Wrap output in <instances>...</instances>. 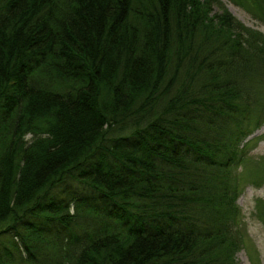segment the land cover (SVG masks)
<instances>
[{"label": "trees", "instance_id": "obj_1", "mask_svg": "<svg viewBox=\"0 0 264 264\" xmlns=\"http://www.w3.org/2000/svg\"><path fill=\"white\" fill-rule=\"evenodd\" d=\"M262 125L264 35L219 0H0V264H237Z\"/></svg>", "mask_w": 264, "mask_h": 264}, {"label": "rangeland", "instance_id": "obj_2", "mask_svg": "<svg viewBox=\"0 0 264 264\" xmlns=\"http://www.w3.org/2000/svg\"><path fill=\"white\" fill-rule=\"evenodd\" d=\"M219 1L238 22L264 35V21L255 16L253 9L238 4L237 0ZM213 10L216 12L218 8L214 7ZM247 141H251L247 150L248 156L254 159L264 157V125L255 129L243 144ZM252 179L249 177V181L247 179L244 181L240 195L235 201L241 214L239 228L244 237L243 244L235 253L237 264H264V225L255 215L256 201L264 200V184L257 186L250 182Z\"/></svg>", "mask_w": 264, "mask_h": 264}]
</instances>
